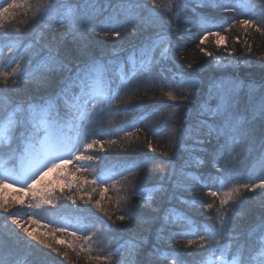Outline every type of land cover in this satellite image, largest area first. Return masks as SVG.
Masks as SVG:
<instances>
[{
    "label": "snow or ice",
    "instance_id": "6c2138e0",
    "mask_svg": "<svg viewBox=\"0 0 264 264\" xmlns=\"http://www.w3.org/2000/svg\"><path fill=\"white\" fill-rule=\"evenodd\" d=\"M201 2L205 7L211 6L222 9L224 12L239 14V8L230 2H221V0H201ZM17 6V0H12V3L6 7H0V90L7 96L6 100L4 96H0V117H2L0 118V141L13 138L12 142L16 143L15 138L19 133V141L23 144V148L21 149L18 145L16 151L22 152L25 187L17 189V192L27 190L43 205L50 206L48 211L58 212L65 207L67 201H71V204L77 208L80 207V201L86 205H93L98 209V213L90 212V214L96 216V223L101 226V229L106 228L109 231L121 229L126 224L159 222L160 231L168 232L169 241L176 239L179 242L189 235H196V239H186L184 244L186 251L170 248L164 260L159 258L161 245H155L154 250L142 264H167L168 260L170 264H178V262L179 264H201L196 257L202 255L205 245L213 244L223 255L226 245L221 243V238L225 233L237 231V212L241 215L247 214V209L243 207L244 203L251 199L264 209V54L258 61L262 69L259 78L245 76L242 82L240 77L235 76L242 62L235 60V57L231 55L227 57L234 75L231 81L233 87L222 97L218 108L211 113L216 119L211 124L201 122L200 125V135L204 138L200 141L202 163L208 169V174L205 176L202 173L199 178L194 176L192 183L182 189V192L189 194L206 189L204 195L210 197L211 202L195 198L189 211L197 215L204 214V210L214 213L212 219L218 222L219 228L217 229L216 224H212L210 230H205L206 234L188 233L179 230L185 227L184 224H173L170 219L171 214L163 217L159 215L161 201L165 198L171 200L178 198V186L171 182L176 174V165L173 161L160 160L161 164L171 169V173L162 175L154 181L161 186L156 192L157 199L143 208L140 205L145 204V199L141 185L135 179L136 175L143 174L142 169L147 164L159 160V157L152 155L158 149L151 138H158L165 134L163 128H167L168 118L173 116L177 108H172L171 105H129L123 109L126 113L138 110L145 113L133 124L128 125L134 130L125 131L124 137L129 141L138 140L143 133L147 152H141L134 158L127 157L126 150L116 153L117 156L124 157L118 173L122 178L121 181H116L115 175L104 172L106 161L112 155L105 151V144L107 143L109 148L117 146L124 149L125 146L117 145L116 140L93 139L91 142H81L79 129L81 124L86 123L101 110L111 111L112 109L108 108L109 105H118L122 102L121 89L127 87V84L121 77L120 84L114 88L110 87L104 80V70L108 66H118L123 70L125 64H131L132 74L128 77L129 82L140 77L150 78L162 90H180L179 95L171 90L164 93L167 99L190 101L197 94L199 87L197 77L209 69L223 68V65L217 63L214 67L208 63L194 66L193 63H188L185 70V66L180 63L183 56H178L176 51L181 45L173 44L167 38L178 31V27H174L176 21L165 18L158 11L161 6L157 0H150V3L148 0H77L75 10L65 14L64 18L58 21L59 34L53 35L51 39L44 36L28 37L26 32L31 28V24L27 20L25 21L27 29L24 30L13 25L6 26L3 23L4 18L10 9ZM50 7V3L41 7L35 19L41 18ZM242 7L247 9V15L254 18L237 20L231 17V22L222 20L219 24L204 20L202 29L204 35L200 37L201 43L210 36H215L218 38L217 45H220L222 41L220 32H213L211 28L223 29L224 24H227L228 30L241 25L245 31L255 28L257 32L264 34V0H249V3ZM186 10L187 0H177L176 13L182 16ZM86 24L93 25L90 31H97L107 38L106 41L97 42L105 45L99 54L93 50V43L86 35L89 31L84 27ZM130 38H138L139 43H132ZM29 39L31 43H27ZM126 46L132 53L128 55L127 60L122 55L126 52ZM197 47L205 55L214 57L213 53L207 52L200 45ZM5 48L7 53L11 54L7 59L3 53ZM225 51L229 50L225 49ZM231 51L234 52L235 49ZM244 51L252 53V46L246 43ZM137 52L143 57L139 63L135 58ZM248 60L249 57L244 56V62ZM172 69L180 74L179 78L175 76L169 78L166 75ZM26 84L33 85L40 94L18 99L15 94L19 93L21 87ZM241 88L246 89V95H240ZM77 89L79 94H76ZM62 105L68 109L65 115L71 116L72 123L77 128L75 137L65 134L63 125L56 119H44L37 123L35 120L20 118L21 113L33 116L37 111L51 113ZM169 108L172 110L167 111ZM164 111H167V116L163 115ZM156 116L162 117L163 126L157 124L149 127L147 131L139 127L145 119ZM188 131L189 129H185L180 134V144L185 142ZM41 133H43L42 136ZM213 138L216 140L215 144L210 143ZM37 139L40 145L38 149L33 144V141ZM8 147L11 148V144ZM128 147H132V144L130 143ZM89 152L91 154H87ZM160 156L169 157L170 153L161 151ZM249 157L254 160V164L248 170L246 182H241L245 180L241 171L243 168L241 161ZM222 160L223 165H221ZM188 163L190 162L186 161V164ZM68 166L71 168L68 169ZM93 166L96 171L90 173L89 169ZM53 170L58 171V177L63 180L62 184H54L51 180L45 181V177ZM124 173L128 175L125 176ZM89 174L93 176L91 180L88 178ZM220 177L224 179L218 184L217 180ZM6 181L7 176L0 174V193L12 187ZM117 183L121 184L120 190L126 195L116 198V207L112 210L111 204L106 207L102 201L106 198L109 201L112 200L106 194L110 188H115ZM37 185L42 187L38 189ZM97 192L99 198L94 196ZM217 200L219 205L216 203ZM13 202L22 204L23 200L16 197ZM10 207L11 203L5 202L3 195H0V210L11 218L13 225L20 228L31 240L53 249L65 259L69 258L68 251H62L59 247L54 248L52 243L25 227L20 217L10 211ZM35 207L40 208L41 204ZM100 213L103 215L101 216ZM29 220L37 223L31 217ZM169 225H172V228ZM59 231L67 233L68 228L64 227ZM70 235L73 241L81 243L74 246L73 243H67L63 239H58L56 243L66 244L73 251L79 247L87 252L84 244H91L96 237V233L81 236L77 231L71 232ZM238 235L240 239L234 240V245L242 257L239 264H251V252L256 247L264 249V214L249 224L246 230L239 231ZM26 243L30 245V241ZM138 244L141 247L146 246L142 238H138ZM197 247L202 250L201 253L193 251ZM20 254L18 249H13L6 243L3 252L0 253V264H19L16 257ZM76 254L79 255V252L77 251ZM94 259L100 264L103 262L120 264L119 256H113L110 249L108 254L96 256ZM216 264H228V262L220 259L216 261ZM232 264H236V261ZM261 264H264V261Z\"/></svg>",
    "mask_w": 264,
    "mask_h": 264
},
{
    "label": "trees",
    "instance_id": "16d2710c",
    "mask_svg": "<svg viewBox=\"0 0 264 264\" xmlns=\"http://www.w3.org/2000/svg\"><path fill=\"white\" fill-rule=\"evenodd\" d=\"M148 2L150 3V0H148ZM221 2L233 3L234 6L239 8V14L236 12H224L222 9L211 6L205 7L201 0H187V10L181 16L175 11L177 0H157V3L161 6L158 11H160L165 18L176 21L174 27H178V31L175 32V35H169L167 38L173 44L179 43L181 45L176 51L178 56H183V60H181L180 63L185 66V70H187L186 65L188 63H193L194 66L196 64L207 65L208 63H211L214 67L217 63L223 65V68L218 70L209 69L200 77H197L199 82L197 94L192 97L190 101H171L167 99L164 93L171 90L174 94L179 95L180 90H162L160 86L153 83L150 78L140 77L129 82L128 77L132 74L131 64H125L123 70L118 66H108L104 70V80L110 87L114 88L116 85L120 84L121 77H123L124 82L127 84V87L121 89L122 102L118 105H109L108 108H111V111L101 110L86 123L81 124L79 129L81 132V142H91L93 139H103L104 141L116 140L117 145L123 144L125 146L124 149L117 146L109 148L107 143L105 144V151L112 153V155L109 156L108 161H106L104 172L108 175H115L116 181H121L122 178L118 173L121 170L124 157L117 156L116 153L125 152L126 150V156L134 158L141 152H147L144 146L145 138L143 133L140 134L138 140L129 141L128 138L124 137L125 131L132 132L134 130L128 125L133 124L136 120L140 119L141 116H144L145 113L142 110L126 113L123 109L129 107V105H171L172 108H177L173 116L168 118L169 123L167 124V128H163L165 134L158 138H151L158 149V151L152 153V155L159 157V160L155 163L147 164L142 169L143 174L135 176V179L141 185V191L145 199V204H141L140 207L143 208L152 200L157 199L156 192L159 191L161 186L155 184L154 181L162 175L171 173V169L167 168L165 164H161L160 160L167 161L171 159L173 164L176 165V174L171 182L178 186V198L175 200L165 198L161 201L159 215L163 217L171 214L170 219L173 224L185 225V227L179 230L188 233H200L202 235L206 234V229H211L212 224H216L217 229L219 228L218 222L212 219L214 213L204 210V214H191L189 208L195 198L208 200L209 202H211V198L204 195L206 189H200L191 194L182 192L183 188L192 183V178L194 176L199 178L202 173L205 176L208 174V169H206L202 163L203 156L201 155L202 145L200 141L204 138L200 135L201 122L211 124L213 120L216 119L211 113L218 108L221 104L222 97L233 87L231 81L234 79V75L227 57L231 55L235 57V60L242 62L240 64V70L235 72V76L240 77L242 82L245 76L259 78L262 74V69L258 61L261 55L264 54V34L257 32L255 28H249L245 31L244 27L241 25H236L230 30L227 29V24H224L223 29L213 27L211 31L220 32L221 34V44L217 45L216 40L218 38L215 36H210L201 43L200 37L204 35L202 30L204 27V20H208L209 23L219 24L222 20L231 22V17H235L237 20L254 18L247 15V9L242 7V5L248 4L249 0H221ZM9 3H12V0H4L0 7H6ZM49 3L51 7L46 9L45 14L41 18L35 19L40 8ZM76 3L77 0H17L18 6L9 10L3 23L6 26L13 25L14 27L24 30L27 29V25L25 24L27 20L28 23L31 24V28L27 29L26 32L28 37L35 36L39 38L44 36L47 39H51L53 35L59 34L58 21L63 19L65 14L74 11ZM34 19L35 22H33ZM65 27H68V25H65ZM84 27L89 30L86 35L93 43V50L99 54L101 48L105 45L97 42L106 41L107 38L103 37L97 31H90L93 27L92 24H86ZM130 39L134 44L139 43L138 38ZM27 43H31V39H29ZM246 43L252 46V53H246L244 51ZM197 45H200V47L204 48L207 52L213 53L214 57L205 55L199 50ZM225 49L229 51H225ZM232 49H235V51L232 52ZM3 53L5 59L11 55L7 53L6 48L3 49ZM131 54V51L128 50L126 46V52L122 53L124 59L127 60L128 55ZM244 56L249 57L247 62H244ZM135 58L137 63L143 59L138 52ZM169 67H171V65H169ZM225 69H228V71H225ZM166 75L169 78H173V76L179 78L180 76L175 69H172V71L166 73ZM77 93H79L78 89L76 91V94ZM39 94L40 93L33 85L26 84L22 86L20 92L15 95L20 99L37 96ZM240 95H246V89L241 88ZM0 96H4L5 100L7 99V96L2 90H0ZM172 108L167 109V111H171ZM67 111L68 109L64 108L62 105L61 108L51 112L50 117H47H49V120L56 119L57 122L63 125V132L65 134L75 137L77 128L73 125L71 116L65 115ZM167 111L163 112L164 116H167ZM44 116L45 115L42 114L41 111H37L34 116L27 113L20 114L21 119H27L29 121L35 120L37 123L39 120L47 118ZM157 124L163 126L164 121L161 116L145 119L144 123L139 125V127L147 131L149 127ZM185 129H189V131L185 136V142L180 144V134L184 132ZM169 132L171 134H168ZM15 139L17 140L16 143L12 142L13 138L0 141V161L11 168L13 172L19 173L20 164L23 160L22 152L16 151V149L18 145L22 149L23 144L19 141V133H17ZM130 143L132 147H128ZM210 143L215 144V138H213ZM9 144H11V148L8 147ZM33 144L35 148H39L35 141H33ZM161 151L169 152L170 156H160ZM237 151H239V149H237ZM87 154L91 153L89 152ZM186 161L190 163L186 164ZM130 162L131 160L129 159V163ZM223 163L224 161L222 160L221 165H223ZM241 164L243 165L241 171L245 176V180L241 182H246L248 170L252 168L254 160L249 157L247 160L241 161ZM70 168L71 166H68V169ZM161 169H164V171H161ZM94 171H96L95 166L89 169L90 173ZM18 175H20V173ZM124 175L127 176L128 173H124ZM88 178L91 180L93 176L89 174ZM130 179L132 178L130 177ZM223 179V177H220L217 183L219 184ZM49 180L54 184L63 183V180L58 177L57 170H53V172L45 177V181ZM200 182L203 183L204 181ZM21 184L22 183L16 184L14 187L6 188L0 193V195H3L5 202L11 203L10 211L20 217L21 223H23L25 227H28L30 231H34L36 234L40 235L42 239H46L49 243H52L54 248L59 247L62 251H68L69 258L65 259L53 249H49L45 245L38 244L36 241L31 240L20 228L11 223L10 217H7L6 214L0 210V253L3 252L6 243L13 249H18L21 253L16 257L19 264H100L94 257L108 254L109 249L113 256H119L120 264H142L157 244L161 245L159 248V258L164 260L170 248L186 251V249H184L186 239L197 238L196 235L193 234L187 236L185 239H181L179 242H177L176 239L169 241L168 232L160 231L161 224L159 222H153L151 224H126L123 228L115 231H109L106 228L101 229V226L96 223V216L90 214V212L98 213V209L93 205H86L84 202L80 201V207L77 208L71 204V201H67L65 202V207L61 208L58 212L48 211L47 209L50 206L43 205L39 199L33 197L27 190L17 192V189L25 187V184ZM41 187L42 185H37L38 189ZM120 189V183H117L115 188H110L106 196L111 197L112 200L109 201L106 198L102 201V204L106 207L111 204L112 210H115L116 198L126 195ZM223 190L226 191L227 189ZM94 196L95 198H99L98 192L95 193ZM16 197L22 199L23 203H14L13 201ZM216 203L219 205L218 200ZM37 204H41V207H35ZM243 207L247 209V214L241 215L237 212V231L225 233L221 238V243L226 245L223 254L227 258H235L238 264L242 258L234 245V240L240 239L238 232L246 230L249 224L264 214V209L254 200L249 199L244 203ZM148 211H152V209H148ZM100 215L102 216L103 214L100 213ZM29 217L37 221V223H32ZM64 227L68 228L67 233L59 231V229ZM169 227L172 228V225H169ZM85 229H87V231H85ZM73 231H77L78 235L81 236L96 233V237L93 238L91 244H84V248L88 250L87 252L79 247L76 248V251H73V249L68 248L66 244L56 243L58 239H63L67 243H73L74 246L79 245L81 242L73 241L70 235ZM138 238L145 240V247H141L138 244ZM26 241H30V245L26 243ZM241 243L243 242L241 241ZM204 248L205 250L202 252V255L196 257L201 264H206V258L218 250L214 244L211 246L205 245ZM77 251L79 255L76 254ZM193 251L201 253L202 250L197 247L194 248ZM250 259L251 264H261V262L264 261V249L256 247L255 250L251 252ZM103 264H107V262H103ZM167 264H170V260L167 261Z\"/></svg>",
    "mask_w": 264,
    "mask_h": 264
},
{
    "label": "rangeland",
    "instance_id": "374dc122",
    "mask_svg": "<svg viewBox=\"0 0 264 264\" xmlns=\"http://www.w3.org/2000/svg\"><path fill=\"white\" fill-rule=\"evenodd\" d=\"M3 2H4V0H0V5ZM77 94H79V93H77ZM42 114L45 115L44 117H47V116L50 117L51 116L50 113H43L42 112ZM49 117L43 118L42 120H44V119H48L49 120ZM40 121L41 120H39V122ZM42 135H43V133H41V136ZM35 142H36L37 146L40 147L39 140L37 139V140H35ZM23 165H24V161H22L21 164H20V168H19L20 175H18L19 174L18 172H16V173L13 172L11 170V168L7 167L5 164L2 163V161H0V174L7 176V181L6 182L8 184L12 185V187H14V186H16V184L18 185L20 183H22L21 185H23V184H25L24 183V171L25 170H24V166ZM220 259H223V260L227 261L228 264H232L233 261H236V264H238L237 260L235 258H227L224 254L222 255L219 250L215 251V253H213V254H210L206 258L205 262H206V264H216V261L220 260Z\"/></svg>",
    "mask_w": 264,
    "mask_h": 264
}]
</instances>
